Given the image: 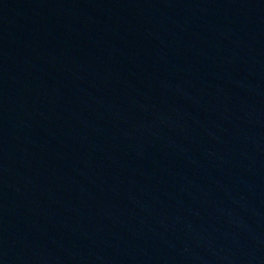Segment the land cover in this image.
Masks as SVG:
<instances>
[{
	"label": "water",
	"instance_id": "1",
	"mask_svg": "<svg viewBox=\"0 0 264 264\" xmlns=\"http://www.w3.org/2000/svg\"><path fill=\"white\" fill-rule=\"evenodd\" d=\"M0 264H264V0H0Z\"/></svg>",
	"mask_w": 264,
	"mask_h": 264
}]
</instances>
